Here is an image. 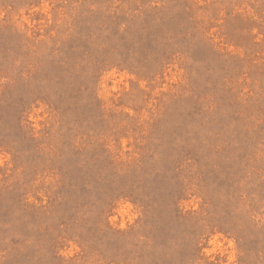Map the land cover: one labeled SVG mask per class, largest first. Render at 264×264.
<instances>
[{
  "label": "rangeland",
  "instance_id": "1",
  "mask_svg": "<svg viewBox=\"0 0 264 264\" xmlns=\"http://www.w3.org/2000/svg\"><path fill=\"white\" fill-rule=\"evenodd\" d=\"M0 264H264V0H0Z\"/></svg>",
  "mask_w": 264,
  "mask_h": 264
}]
</instances>
